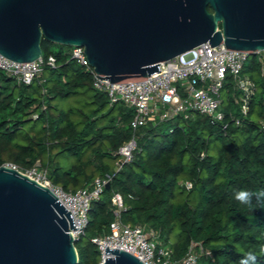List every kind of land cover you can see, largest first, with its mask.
<instances>
[{
  "label": "trees",
  "instance_id": "1",
  "mask_svg": "<svg viewBox=\"0 0 264 264\" xmlns=\"http://www.w3.org/2000/svg\"><path fill=\"white\" fill-rule=\"evenodd\" d=\"M41 53L44 60L52 55L55 65L44 64L30 84L0 72V166L26 169L39 161L50 182L67 192L111 174L91 202L84 234L75 241L82 244L74 243L76 264H99L91 239L109 232L114 192L123 201L121 222L144 227L173 260L192 244L197 264H240L249 251L264 264V199L254 196L251 205L235 199L240 190H264V68L257 55L248 56L241 71L254 83L245 116L236 109L241 92L226 83L222 121L193 112L141 126L131 160L123 162L118 150L132 138L133 110L110 105L68 46L42 39Z\"/></svg>",
  "mask_w": 264,
  "mask_h": 264
},
{
  "label": "water",
  "instance_id": "2",
  "mask_svg": "<svg viewBox=\"0 0 264 264\" xmlns=\"http://www.w3.org/2000/svg\"><path fill=\"white\" fill-rule=\"evenodd\" d=\"M42 39L83 47L93 78L140 81L205 42L264 51V0H0L1 55L41 58ZM74 229L48 187L0 166V264H76ZM105 253L100 264H144L125 250Z\"/></svg>",
  "mask_w": 264,
  "mask_h": 264
},
{
  "label": "built area",
  "instance_id": "3",
  "mask_svg": "<svg viewBox=\"0 0 264 264\" xmlns=\"http://www.w3.org/2000/svg\"><path fill=\"white\" fill-rule=\"evenodd\" d=\"M70 54L77 64L91 73L93 87L106 94L110 105L122 103L133 110L130 120L132 138L118 150L123 162L131 160V152L135 147L134 132L141 126L171 119L176 115L187 119L193 112L201 113L212 121H222L224 112L221 94L226 79H231L234 90L241 92L240 98H236L235 102H239V112L242 116L246 115L247 99L254 91V83L241 76L248 55L225 49L223 44L211 47L207 42L199 44L160 62L158 72L146 79L124 83H110L106 79L93 78L95 74L87 61L83 47L72 46ZM256 55L261 67L264 68V51H258ZM41 58L17 62L0 54V72L15 79L17 83L30 84L40 75L44 64L55 65V58L52 55L45 60L42 56ZM238 122L239 118L236 119V123ZM6 165L51 190L71 215L74 227L78 228L72 230V238L75 241L84 234L91 202L99 198L111 179V174L95 176L84 186L67 192L50 182L47 171L41 167L39 161L26 169H19L11 163ZM119 168L120 164L117 163L115 170ZM181 184L186 189L192 186L190 181ZM111 204L115 219L109 225V232L91 239L99 251V264L107 257L106 246L125 250L144 264H197L198 255L192 244L181 259L173 260L169 247L158 243L153 234L144 227L122 223L120 211L123 208V201L118 192L112 194Z\"/></svg>",
  "mask_w": 264,
  "mask_h": 264
},
{
  "label": "clouds",
  "instance_id": "4",
  "mask_svg": "<svg viewBox=\"0 0 264 264\" xmlns=\"http://www.w3.org/2000/svg\"><path fill=\"white\" fill-rule=\"evenodd\" d=\"M255 196L257 200L264 199V190L258 192H251L248 190H240L236 193L235 199L243 204L251 205L252 198ZM260 254H264V246L259 249ZM257 254L254 251H249L244 255L240 264H256Z\"/></svg>",
  "mask_w": 264,
  "mask_h": 264
},
{
  "label": "rangeland",
  "instance_id": "5",
  "mask_svg": "<svg viewBox=\"0 0 264 264\" xmlns=\"http://www.w3.org/2000/svg\"><path fill=\"white\" fill-rule=\"evenodd\" d=\"M70 49H71V47L70 46H68ZM247 62V61H246ZM42 73V72H41ZM226 83H230L228 86H231L232 84H233V82H232V80L231 79H226L225 80V82H224V86H225V84ZM224 89L222 90V94H221V99L223 100V99H225V95H224ZM236 109H237V113H239V109H238V107H236ZM80 244H82V241H79V242H76L75 243V245H77V246H79Z\"/></svg>",
  "mask_w": 264,
  "mask_h": 264
}]
</instances>
